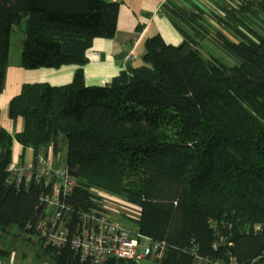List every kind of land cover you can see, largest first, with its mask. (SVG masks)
I'll return each instance as SVG.
<instances>
[{
    "label": "trees",
    "instance_id": "obj_1",
    "mask_svg": "<svg viewBox=\"0 0 264 264\" xmlns=\"http://www.w3.org/2000/svg\"><path fill=\"white\" fill-rule=\"evenodd\" d=\"M118 6L0 0V94L13 27L22 25V68L77 66L71 83L26 84L9 102V119H22L23 129L11 135L0 124V231L16 226L36 236L47 264H88L69 242L43 245L36 225L51 188L34 179L9 183L15 141L33 158L65 148L60 160L75 181L64 197L69 237L79 215L96 207L91 199H102L96 190L137 210L138 219L123 217L122 224L167 244L161 264H194L191 248L210 262L264 264V0L217 4L223 16L208 14L233 40L199 6L167 0L161 11L183 42L149 38L142 66L125 67L107 85L86 86V53L94 39L115 36ZM204 41L230 62L203 55Z\"/></svg>",
    "mask_w": 264,
    "mask_h": 264
},
{
    "label": "crops",
    "instance_id": "obj_2",
    "mask_svg": "<svg viewBox=\"0 0 264 264\" xmlns=\"http://www.w3.org/2000/svg\"><path fill=\"white\" fill-rule=\"evenodd\" d=\"M104 2H116L118 15L115 36L112 39H94L91 47L86 53V62L82 66L83 80L86 86H103L109 84L119 72L125 67L137 68L143 65L142 57L145 53V42L154 36H159L166 44L179 46L183 42V36L177 30L173 20L166 16L161 7L167 0H101ZM173 2L177 3L175 0ZM210 4L214 11L220 13L218 5L235 4L239 0H201ZM201 9L198 3L194 1ZM178 4V3H177ZM179 5V4H178ZM209 6V7H210ZM190 9V8H186ZM208 10H211L208 8ZM213 11V10H212ZM214 11L212 14L215 15ZM177 25V24H176ZM12 34V33H11ZM23 37L20 34V43ZM130 54V59L126 57ZM77 66L65 65L53 69L27 70L20 66L19 59H10V48L8 55V66L5 72V82L3 91L0 94V124L9 134L21 132L23 129L22 119L11 121L8 117V105L11 99L20 93L23 85L46 83L50 86H63L72 82ZM12 161L19 164L22 154V147L13 141L11 149ZM22 163L26 164L32 151L26 149L23 152ZM58 164V163H57ZM56 164V165H57ZM123 206L121 217L114 214L120 210L117 206H109L108 215L114 221L121 223V218L128 217L138 219L139 214L134 207L120 202ZM115 206V205H114ZM117 215V216H116ZM123 215V216H122ZM122 224V223H121ZM123 225V224H122ZM129 228H135L133 225ZM1 232V231H0ZM3 233V232H1ZM7 233V232H5ZM11 243V242H10ZM9 249H0V259H5L8 255L1 252H9ZM3 255V256H2ZM23 258L15 252L14 264ZM32 264H47L37 260L34 256Z\"/></svg>",
    "mask_w": 264,
    "mask_h": 264
},
{
    "label": "built area",
    "instance_id": "obj_3",
    "mask_svg": "<svg viewBox=\"0 0 264 264\" xmlns=\"http://www.w3.org/2000/svg\"><path fill=\"white\" fill-rule=\"evenodd\" d=\"M129 59L130 54L126 57L127 61ZM58 156H54L49 147L45 156H31L30 160L22 165L12 161L9 166V183L18 185L22 181L29 182L34 179L35 182L42 181L45 186L51 188L49 193L41 197L44 217L36 225L43 245L59 248L69 242L70 248L78 254L81 263L116 264L117 261H127L138 264L148 261L161 264L168 248L167 244L142 236L136 228H127L112 220L108 215L109 207L97 197L91 199L96 207L79 215L78 227L69 237L67 224L71 216L70 208L64 203V197L72 193L75 181ZM91 192L100 196L95 190ZM188 254L194 264H240L232 257L226 262H210L201 258L194 248H191ZM14 258L15 252L12 251L5 259H0V264H14ZM248 264L257 263L253 260Z\"/></svg>",
    "mask_w": 264,
    "mask_h": 264
},
{
    "label": "rangeland",
    "instance_id": "obj_4",
    "mask_svg": "<svg viewBox=\"0 0 264 264\" xmlns=\"http://www.w3.org/2000/svg\"><path fill=\"white\" fill-rule=\"evenodd\" d=\"M180 6H183L184 8H190L189 4H194V1L198 3L202 8H204V19L209 22L214 28L218 29L220 32H222L226 37L229 39L233 40L231 36H229L227 33L222 31V29H219V27L213 23L212 19L209 18V13H212L214 11V8H211L210 4L206 2H202L201 0H175ZM228 4V3H227ZM210 6V7H209ZM210 8L211 10H208ZM213 10V11H212ZM215 15H220V13L214 11ZM220 16H223L220 15ZM259 23H257L258 25ZM22 26V25H21ZM20 26V27H21ZM260 26V24H259ZM19 27V28H20ZM18 27H13L11 38H10V59H19L20 58V52H21V47L22 44L20 43V31ZM200 49L205 56H212L215 57L219 60H221L224 63H229L230 61L224 57L218 50L217 48L210 42V41H204L202 45L200 46ZM65 156V148L59 153V158H64ZM96 194L100 195L102 197V201L108 205H113V207H118L119 209L123 206H120V202H123L119 197L112 196L109 194H106L101 191H96ZM115 205V206H114ZM109 207V206H108ZM110 210V209H109ZM122 209L118 210V212L114 214L121 213ZM126 213H128V210L124 209ZM124 212V211H123ZM117 216V215H116ZM123 216V215H122ZM122 223V220H121ZM127 228L131 227L130 225H126ZM29 239V240H28ZM11 242V243H10ZM9 249L10 252H16L18 256L20 255L23 259L20 261H17L18 264H32L33 263V258L34 256L36 257V254H39L40 257H37V260L42 261L41 257V251L39 249V246L37 244V238L34 235H26L24 232H22L19 228L16 226H12L8 229L7 233H1L0 232V249Z\"/></svg>",
    "mask_w": 264,
    "mask_h": 264
},
{
    "label": "water",
    "instance_id": "obj_5",
    "mask_svg": "<svg viewBox=\"0 0 264 264\" xmlns=\"http://www.w3.org/2000/svg\"><path fill=\"white\" fill-rule=\"evenodd\" d=\"M138 264H153V263H150V262H148V261H141V262H139Z\"/></svg>",
    "mask_w": 264,
    "mask_h": 264
}]
</instances>
